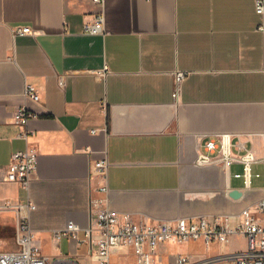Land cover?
Wrapping results in <instances>:
<instances>
[{
  "label": "crops",
  "instance_id": "crops-1",
  "mask_svg": "<svg viewBox=\"0 0 264 264\" xmlns=\"http://www.w3.org/2000/svg\"><path fill=\"white\" fill-rule=\"evenodd\" d=\"M254 2L104 0L101 35L83 31L92 0H0V252L15 247L16 212L5 206L31 202L41 252L93 264L82 240L100 182L92 165L103 157L100 196L136 221L239 215L264 198V162L252 164L249 188L232 175L240 164H194L203 135L224 132L264 158V17ZM176 69L188 72L178 102ZM22 105L40 114L26 139L13 123ZM25 147L38 154L28 188L3 179ZM68 221L80 229L56 236Z\"/></svg>",
  "mask_w": 264,
  "mask_h": 264
},
{
  "label": "built area",
  "instance_id": "built-area-1",
  "mask_svg": "<svg viewBox=\"0 0 264 264\" xmlns=\"http://www.w3.org/2000/svg\"><path fill=\"white\" fill-rule=\"evenodd\" d=\"M98 10L92 21L83 24V31L88 34H105V17L103 12L104 0H92ZM255 10L264 17V0H255ZM264 28V24L260 25ZM18 34H32L29 27H17ZM97 72L104 75V70ZM188 72L176 69L173 72L174 86L172 99L178 102L181 95L182 82ZM58 83L63 84L62 76ZM24 96L31 101L40 99L38 91L32 86H25ZM39 113L27 106H19L13 113V123L21 130L17 137L26 139L27 124L31 119L39 117ZM203 151L197 153L194 164H220L229 170L232 164H240L241 171L233 173L236 178L243 180L249 188L252 164L264 162L258 159L254 150L246 146V141L240 135L232 133H213L203 135ZM38 154L33 147H25L12 153L10 162L6 165L3 179L17 182L28 188L36 170ZM106 157L93 162L94 173L100 179L95 187L97 195L89 197V220L84 228L88 245L87 254L93 264H120L112 262V255L118 254L128 260L126 264H264V198L253 207H245L239 215H198L188 218H178L173 221H158L147 223L136 221L128 213H121L108 205L107 199L100 195L108 192ZM16 212L15 249L0 252V264H79L76 258L62 256L51 258L44 255L34 240L33 229L30 225V212L35 209L31 202L25 204L6 205ZM239 218V219H238ZM80 227L73 221L55 231V235H69ZM242 234L247 239L245 249L233 253L196 259L191 254H164L159 246L167 242L183 243L200 240L205 248L212 242L227 244L230 236Z\"/></svg>",
  "mask_w": 264,
  "mask_h": 264
},
{
  "label": "rangeland",
  "instance_id": "rangeland-1",
  "mask_svg": "<svg viewBox=\"0 0 264 264\" xmlns=\"http://www.w3.org/2000/svg\"><path fill=\"white\" fill-rule=\"evenodd\" d=\"M247 246V239L242 234H234L230 236L229 242L223 244L220 242H212L208 248H205L204 244L198 241H186L183 243L167 242L159 246L160 252L164 254H191L196 259L212 257L216 255L233 253L245 249ZM12 249H15L13 246ZM112 262L126 264L128 262L124 257L114 254L111 257ZM83 264H87V261H83ZM224 264H231V262H226Z\"/></svg>",
  "mask_w": 264,
  "mask_h": 264
},
{
  "label": "water",
  "instance_id": "water-1",
  "mask_svg": "<svg viewBox=\"0 0 264 264\" xmlns=\"http://www.w3.org/2000/svg\"><path fill=\"white\" fill-rule=\"evenodd\" d=\"M230 196H232V197H237V196H239L240 194H241V192L240 191H238V190H232V191H230Z\"/></svg>",
  "mask_w": 264,
  "mask_h": 264
}]
</instances>
